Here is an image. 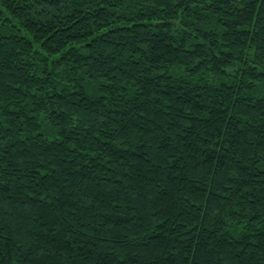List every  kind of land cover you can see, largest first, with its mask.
Segmentation results:
<instances>
[{
  "label": "trees",
  "instance_id": "obj_1",
  "mask_svg": "<svg viewBox=\"0 0 264 264\" xmlns=\"http://www.w3.org/2000/svg\"><path fill=\"white\" fill-rule=\"evenodd\" d=\"M125 259L264 264V0H0V264Z\"/></svg>",
  "mask_w": 264,
  "mask_h": 264
},
{
  "label": "snow or ice",
  "instance_id": "obj_2",
  "mask_svg": "<svg viewBox=\"0 0 264 264\" xmlns=\"http://www.w3.org/2000/svg\"><path fill=\"white\" fill-rule=\"evenodd\" d=\"M130 255H131V257H132L133 260H136L137 257L143 256L144 253H143L141 250H139V249H135V250H133V251L131 252ZM122 264H128L127 259H125V260L122 262Z\"/></svg>",
  "mask_w": 264,
  "mask_h": 264
}]
</instances>
